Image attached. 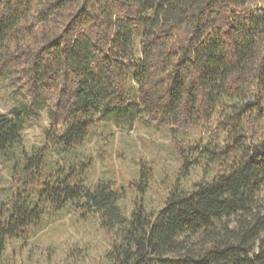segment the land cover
I'll list each match as a JSON object with an SVG mask.
<instances>
[{
  "label": "trees",
  "instance_id": "16d2710c",
  "mask_svg": "<svg viewBox=\"0 0 264 264\" xmlns=\"http://www.w3.org/2000/svg\"><path fill=\"white\" fill-rule=\"evenodd\" d=\"M256 1L0 0V90L8 82L24 97L0 111V164H13L16 185L0 208V264L46 209L73 206L116 233L110 264H264V149L250 142L264 122ZM253 93L221 124L247 121L225 152L178 144L181 177L201 163L192 151L214 174L190 191L175 186L157 213L140 201L126 215L112 184L88 186L93 160L78 152L101 122L198 130L224 102ZM43 111V144L27 151L25 132Z\"/></svg>",
  "mask_w": 264,
  "mask_h": 264
},
{
  "label": "rangeland",
  "instance_id": "374dc122",
  "mask_svg": "<svg viewBox=\"0 0 264 264\" xmlns=\"http://www.w3.org/2000/svg\"><path fill=\"white\" fill-rule=\"evenodd\" d=\"M252 9L263 10L264 0H257ZM13 89L8 82L2 84L0 111L3 113L24 101V97L14 94ZM137 89L132 82V100L137 99ZM256 98L253 93L224 102L205 127L198 130H172L138 119L132 124L125 119L101 122L78 152L80 159L89 157L93 160L87 175L88 186L112 184L121 196L120 207L126 215L140 201L149 212L157 213L175 186L181 191H190L195 183L214 174L204 173V163L192 151L191 159L201 163L194 165L186 178L181 177L182 160L178 144L212 153L225 152L237 138L246 134L247 121H237L230 131L221 124L236 114L238 106ZM48 124L46 111H43L25 132L27 151L43 144V130ZM250 142L254 152L264 149V122L250 137ZM53 156L58 158L56 154ZM12 166L0 164V208L15 194ZM259 200L264 207V190ZM46 210L37 225L22 237L9 241L5 254L7 264H110L108 253L118 242V237L115 232L102 228L98 215L82 216V209L74 206L58 212Z\"/></svg>",
  "mask_w": 264,
  "mask_h": 264
}]
</instances>
